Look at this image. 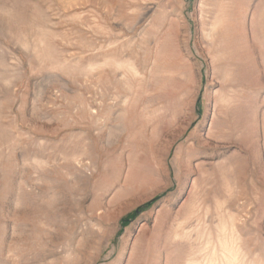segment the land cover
<instances>
[{"label":"rangeland","instance_id":"obj_1","mask_svg":"<svg viewBox=\"0 0 264 264\" xmlns=\"http://www.w3.org/2000/svg\"><path fill=\"white\" fill-rule=\"evenodd\" d=\"M0 264H264V0H0Z\"/></svg>","mask_w":264,"mask_h":264}]
</instances>
